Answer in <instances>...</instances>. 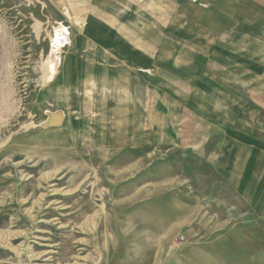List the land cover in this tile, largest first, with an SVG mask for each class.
Returning a JSON list of instances; mask_svg holds the SVG:
<instances>
[{"label": "rangeland", "instance_id": "obj_1", "mask_svg": "<svg viewBox=\"0 0 264 264\" xmlns=\"http://www.w3.org/2000/svg\"><path fill=\"white\" fill-rule=\"evenodd\" d=\"M105 1L0 0V264H264V105L238 62L254 53V38L238 24L217 34L198 0ZM132 41L166 42L170 58L148 52L145 61L176 68L194 53L195 79L219 91L203 84L204 99L193 95L184 109L181 91L152 66L128 64ZM106 43L131 47L117 62L137 86L132 78L119 105L154 111L180 141L91 142L108 128L112 101L86 68L105 64ZM146 86L141 103L132 90ZM52 115L61 122L43 126Z\"/></svg>", "mask_w": 264, "mask_h": 264}, {"label": "crops", "instance_id": "obj_2", "mask_svg": "<svg viewBox=\"0 0 264 264\" xmlns=\"http://www.w3.org/2000/svg\"><path fill=\"white\" fill-rule=\"evenodd\" d=\"M133 1H134L133 3H130V2H127L126 0H116V2L120 4H131V5L136 4L137 0H133ZM105 2H106L105 3L106 5L112 4L110 1H107V0ZM196 2L204 3L210 6L209 11L204 13L203 10H201V13H199V15L205 16L207 17V19L209 18V20L210 19L213 20L214 23L212 22L210 23H211V26L215 28V31L217 34H220V33L222 34L224 30H228L238 24V26H236L237 28L234 29V31L238 30V34H241V35L247 34L246 36H242V37H247L248 39L250 37L254 38L253 39V44L255 47V49L253 48L254 53H252L249 49H247V51L251 53L247 54L248 56L246 57L239 56L238 62L242 63L243 66H246L248 68V73L253 75L254 79H252V81H248L251 84H253V91L251 93L249 91V95H253L252 99L257 100L261 104L264 105V0H198ZM175 21L177 20L175 19ZM251 22H255V23H251ZM205 26L208 27L209 25H205ZM134 32L136 33V35H134L136 36L135 38L142 37L140 36L139 33H137V31H134ZM109 34H113L111 28L106 30L105 36L108 37ZM150 36L158 37L156 32ZM153 40H154V37H153ZM135 41H132L134 45L132 44L131 46L133 48H136V50H134L133 52L134 55L132 57L129 56V58H127L126 61L129 62L128 64L131 67L135 66L136 68H139V69L140 68L145 69L149 66H152L154 68L153 69L154 74L157 78L162 79L163 81H167L168 85L169 86L171 85L173 90L177 89L178 92L181 91V93L184 96V100H183L184 109L191 108L192 101L193 99H195L193 98V95H197L196 98L205 97L208 89L206 90L203 87L204 86L203 84H205L206 86L211 85L209 88H211L210 90H212L214 94L219 91L217 86L221 87V83L216 84L215 82L210 81L207 78H205L204 81H199V82L197 81V79H195L198 76L200 71H199L197 64H196V67H193L192 65H190V62H192V59L194 58L193 56L194 53L192 54V52H188V53L185 52V55H183L182 61L179 62V65H180L179 68H176L171 65V62L168 59L164 61H159V60L155 61V60H150V59L145 61V58H149V56H151V54L149 53L164 52L170 58L171 53L169 49L167 48L168 45L166 42H161L160 44H156V47L151 45V48H152L151 49L145 46V44L141 42H140V46L139 45L137 46L135 45ZM155 43H157V41H155ZM104 48L106 49L104 51L106 55L104 54L103 56V58L106 61L105 64L96 65L95 62H90V65L87 66L86 69H88V73H87L88 79L93 78L97 82H99L98 77H101L104 80L103 82H105L106 86L108 87L107 93L109 92V95L111 96L109 100L112 101L110 105H108V113L110 114V119L108 122L109 124L108 128L100 132H97L98 136L96 135L95 136L96 139L91 142L100 143L102 147L110 148V147H128V146H140L141 147L142 146V144L141 145L129 144L131 140L133 139L135 140V142H139V143H142L146 140H153V139L172 140L175 138L177 141L179 138V134L177 135V131H175V129L172 128V134L170 133L171 131L167 132V127H166L167 125L163 124L161 126L160 124L161 121L155 118L156 115L154 114L155 113L154 111L153 112L149 111L146 114H143V113H140L139 110H137L136 113L128 114L127 108L130 106L128 104L119 105V103L116 100L119 101V99L122 98V94L120 93H123L125 86L130 94H131L130 87H133L132 86L133 79L134 81H136L134 85L137 86L136 85L137 77H135L132 73H130L128 67L120 64V62H117V61H120L118 59V56L127 55L131 47H129V45H125V46L122 45V49L119 50L118 46L107 44V45H104ZM247 48H250V47H247ZM143 51L146 52V55L147 54L149 55L145 57ZM257 53H258V56H257ZM134 59L136 60L134 61ZM96 69L98 71H96ZM192 70L194 72H192ZM102 71H103V75H101ZM238 71H239V68H238ZM130 78L131 79L133 78V79L131 80ZM209 82H212V84H210ZM169 86H167L168 90H169ZM133 91L135 92L136 98H138L141 101H142L141 99L142 97L139 98L140 96L139 97L137 96L139 93L143 95L144 100L145 98L151 95V89L147 86L145 87L144 90H141L135 87V89L133 88L132 92ZM228 91L230 90L228 89ZM232 91L233 89H231L230 92ZM117 92L119 96L117 95ZM152 93L155 94V90L154 91L152 90ZM211 93L212 92H210V96H211ZM256 93H259L260 95L255 96ZM231 94L233 98L236 95L237 99L238 98L241 99L239 94H234L233 92ZM207 98L208 97H206L205 99L207 100ZM144 100L141 103H144ZM138 105H140V102L139 104L136 103L134 107L136 109H139ZM157 105L155 104L156 107ZM152 106H153V109H155L154 108L155 106L153 103H152ZM122 107H124L123 110H120ZM146 107L147 105H145V108ZM146 109H149V107H147ZM118 112H120V115L118 114ZM149 114H152L153 116L155 115L153 117L154 119L153 121L148 120ZM100 121L98 122L99 123L105 122V120L101 122ZM163 121L162 123H164ZM150 122H151V125H150ZM124 124L127 125V128L119 132V130H117L118 128L117 126L124 125ZM157 127L159 129H163L165 133L159 132L156 134L155 128ZM189 132L191 133V131ZM164 135L165 136L168 135V137L166 138ZM238 150L240 149L238 148ZM239 156L248 157L249 152L247 150H244L241 153H239ZM256 157H259L258 154H256ZM258 205H259L258 206L259 211L261 213H264V198L260 200Z\"/></svg>", "mask_w": 264, "mask_h": 264}, {"label": "bare ground", "instance_id": "obj_3", "mask_svg": "<svg viewBox=\"0 0 264 264\" xmlns=\"http://www.w3.org/2000/svg\"><path fill=\"white\" fill-rule=\"evenodd\" d=\"M60 37V36H59ZM61 38V37H60ZM54 71V69H49V73L50 72H53ZM49 73H47V74H49ZM53 75V74H52ZM60 117V116H59ZM61 119V118H60ZM60 119L58 118V116H50V119L43 125V126H56V125H58L61 121H60Z\"/></svg>", "mask_w": 264, "mask_h": 264}]
</instances>
